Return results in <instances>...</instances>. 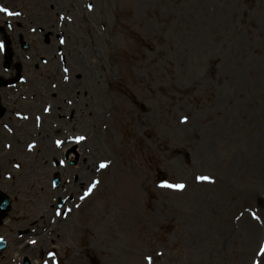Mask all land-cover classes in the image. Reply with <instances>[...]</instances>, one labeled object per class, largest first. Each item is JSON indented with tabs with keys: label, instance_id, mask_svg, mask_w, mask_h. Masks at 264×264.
<instances>
[{
	"label": "rangeland",
	"instance_id": "374dc122",
	"mask_svg": "<svg viewBox=\"0 0 264 264\" xmlns=\"http://www.w3.org/2000/svg\"><path fill=\"white\" fill-rule=\"evenodd\" d=\"M3 1L21 15L12 18L19 22L15 31L0 19V38L11 41L10 54L0 50L1 72L10 74L6 62L12 58L26 86L8 101L0 129L7 134L2 124L12 123L21 132L30 124L19 140L28 146L15 156L27 160L18 179L6 176L16 167L2 157L14 135L0 137V190L12 199L0 235L12 250L30 230L39 243L33 252L57 250L44 264H73L74 256L75 264H264V0H145L143 12L140 0H102L99 18L96 0ZM45 34L61 46L56 61L43 49L50 45ZM20 36L31 44L28 49ZM96 45L109 72L103 78L113 100L107 121L99 120L98 110L94 118L77 115L88 104L77 86L79 57ZM61 85L68 110L55 118L44 107L55 102ZM132 92L141 98L136 103ZM34 103L43 109L33 116L43 115L46 129L56 132L51 141H65L67 133L90 140L91 123L98 124L100 147L63 167L54 164V155L40 163L48 170L39 166L30 143L42 136L40 122L18 123L12 115L34 112ZM250 125L256 128L255 155L234 161L230 148L249 135ZM210 145L215 156L201 164L198 156ZM86 161L92 164L87 175L74 169ZM56 171L59 187L52 180ZM78 177L84 184L72 189ZM177 184L184 187L166 186ZM245 224L254 228V238ZM134 229L140 244L133 242ZM3 258L2 264L9 263Z\"/></svg>",
	"mask_w": 264,
	"mask_h": 264
},
{
	"label": "bare ground",
	"instance_id": "6f19581e",
	"mask_svg": "<svg viewBox=\"0 0 264 264\" xmlns=\"http://www.w3.org/2000/svg\"><path fill=\"white\" fill-rule=\"evenodd\" d=\"M140 1H141V4L139 5V9H141L142 12L146 11V8H145L146 2H145V0H140ZM96 3L98 5L97 12H98V18H99V17H102V15H103L101 13V11L103 9V2H102V0H96ZM44 24L45 25L51 24V27H49V28H52L53 30H55L54 24H53V20L46 19V20H44ZM40 31H42V30H40ZM42 33H44V32L42 31ZM54 45L55 44L51 42L50 45L47 47V49L51 53H52V50H53L52 47ZM100 47L102 48L101 45H96V46H94V50H93L94 52H92L91 54L82 53L84 55L79 57V62H78V66H77V72H79L81 74V76H80L79 84L77 86L80 88L81 91H83L84 98L87 100L88 104L86 106H84L83 108H81V107L77 108L78 109L77 115L80 114V115L85 117L84 119H86V118H90L91 114H92V117L96 116L97 110H98V111H100L99 120L107 121L106 116H107L108 112L106 113V111H111L110 107L113 105V100L109 96L110 95L109 94V90H107L106 87L103 86V78H104V80H106V76L109 75V72L105 68V64H104V61H103V57H104V53L103 52H104V50H102ZM52 56H53V60H55L56 57L53 54H52ZM14 59H17L18 61H20L19 57H16ZM110 69L111 68H109V70ZM214 69H215V66L212 65L211 66V70L213 71ZM56 71L57 70H55V72ZM0 72H1V67H0ZM11 72L12 73L15 72L14 66H13V70H11ZM0 74L4 75L3 72H1ZM11 76H12V74H11ZM74 84H75V82H74ZM66 92H67L66 86L61 85V88L58 90V95H57V99H55V102H52V105L50 107L48 106V104L44 107V109L46 111H50L51 112L50 113L51 117H55V118L58 117V116L61 117L62 114L64 112H66V110H68V108L63 105V102L60 99V97L63 94H65ZM130 98H132V100H134V101H132L134 103H136L138 101V99H141L140 96L136 92L130 93ZM247 102L248 103H246L245 105L247 107H250V104H249L250 101H247ZM98 105H99V107L96 108L95 106H98ZM142 107H144L145 110H149V108L147 109L146 105H144ZM31 109L34 112H32V113L30 112L28 114L23 115L22 118H21L22 120H24L25 118H28L27 120H29L30 123H31L33 118H34L33 115L34 114L39 115V112L42 111L43 107L40 106L38 108L37 103L36 104L34 103L32 105ZM127 109L130 110V111H133V107H131V108L128 107ZM151 114H150V116H151ZM47 117H49V116H47ZM71 117H73V112L72 111H70L68 113L67 119H70ZM46 120H47V118H46ZM46 120L44 121L43 125H41L42 126V130L39 132V133H41L42 136H40L39 138H35L34 141H32L30 143V144H35L34 145L35 149L30 152L31 155H32L31 159H34L38 164H40L43 160H44L43 163H47V161H45V159L48 156H50V155H52V156L54 155V156H57V157L60 158L64 154H66L67 160H73L75 157L76 158L80 157V159H82L83 156H86L89 152H91L89 149H94L95 150V149H97L98 146L100 147V145H101L100 142H99V137H97L98 132H99L98 124L87 123L86 126H90L91 127V129H90V131H91L90 132V134H91L90 140H89V136H85L83 134H80V135H82V136H80L81 140L76 145L75 143L77 142L76 140H77V137L79 135L74 134L75 136H73L72 133L69 134V135L67 133L66 137L64 138L65 141H63V144H60V146L55 147V146H53L52 141L60 143L61 142V138L59 136H52V141H51V134H56V132H54L55 131L54 130L53 132L50 133L49 131H51V129H49V130L46 129V126H45V125H47ZM251 120H252V118H251ZM72 122H73V120H72ZM18 123H22L23 124L22 121H19ZM22 124H19V125L22 126ZM23 125H25L26 129L22 130L21 132H16L14 134L15 142L8 143V145L3 149L4 151L2 150V157L4 156L5 165H7L8 159H10L11 162L16 167V169L12 167V170H10L8 172L4 171L6 176L8 178L12 179V180L15 179V178L18 179V177L22 175L21 173L23 172V169H24V166L22 165V163L24 161H27L24 158L15 157L16 154H17V151H20L21 145H23L22 147L25 148V146L27 144V141H28V140L27 141H19L22 136H25V135L29 134V131H28L27 128L29 127L30 124L24 123ZM54 126H57V125H54ZM67 126H71V122H68ZM8 127L11 128L12 124H10V125L8 124ZM53 128H55V127H53ZM253 130L254 131L256 130L255 125L253 126V129H252L251 125H250L249 135H244L242 137L237 138L235 140V146H231L230 151H231L232 156L234 157V161L239 159L242 156H244V157L252 156L253 157L255 155L254 143H255L256 135H254ZM58 131L61 132V130H58ZM4 133L5 132L0 130V137H4V136L11 137L10 135L12 133L10 132V130H8L7 134L6 133L4 134ZM57 134H61V136H62V133H57ZM67 135H68V137H67ZM88 140H89V143L91 145L89 148H87ZM236 142H238V143H236ZM50 144H52V146ZM10 146H11V149L9 151H5L6 148H9ZM39 146L43 147V149H42L43 151H40ZM70 146H72V150H69ZM73 146H74V148H73ZM75 146H81L79 148V150H77V152H75ZM211 146L212 145L207 147L208 150H207V148H205L204 151H202V153L198 156V157H202L201 164H207L208 161H206L205 159L207 158V159L211 160L212 157L215 156L216 152L214 154H212V152L210 150ZM45 147H46V150H45ZM91 153H93V152H91ZM91 153H89V154H91ZM80 164H81V162L79 161L78 165H80ZM39 166L43 167L44 164H40ZM44 168H46L48 170L49 166H46V164H45ZM77 168H79L82 171H85L84 175H87L89 170H90V172L92 170V164H90V162L86 161V164H84V166H81V167H76L75 166L74 167L75 170H77ZM95 172H97V171L95 170ZM82 180H80L79 177H78V179L75 182H73L74 183V187H72V189L73 188H79V185L80 186L83 185L84 182ZM28 184H29V182L27 183V185ZM141 217H142V215H138L137 216V220H139ZM134 225H131V226H134ZM125 227L127 228L126 220H125ZM243 228H245L246 232H250L252 237L254 238V228L251 227L252 229L250 230L249 229L250 227H248L247 224H245L243 226ZM133 234L135 236L133 242H135L136 244H140V241H141L140 239H141L142 236L140 234L139 229H134V233ZM75 258L76 257L74 256L73 257L74 260H71V262L73 264H75L74 263Z\"/></svg>",
	"mask_w": 264,
	"mask_h": 264
},
{
	"label": "snow or ice",
	"instance_id": "6c2138e0",
	"mask_svg": "<svg viewBox=\"0 0 264 264\" xmlns=\"http://www.w3.org/2000/svg\"><path fill=\"white\" fill-rule=\"evenodd\" d=\"M0 11H4L5 13H9V14H12L10 13V10L8 8H5L3 6H0ZM102 167H106V164H102L101 165ZM202 179H209L208 177H203ZM166 186H170V187H176V188H183L184 185L182 184H177V185H166ZM149 260H151V257L148 258Z\"/></svg>",
	"mask_w": 264,
	"mask_h": 264
},
{
	"label": "water",
	"instance_id": "95a60500",
	"mask_svg": "<svg viewBox=\"0 0 264 264\" xmlns=\"http://www.w3.org/2000/svg\"><path fill=\"white\" fill-rule=\"evenodd\" d=\"M1 196H3V195H1ZM4 205H5V206L1 207L2 212L0 213V218H2V217L5 215V211H7V210L10 209V207H9V202H8V204H4Z\"/></svg>",
	"mask_w": 264,
	"mask_h": 264
}]
</instances>
